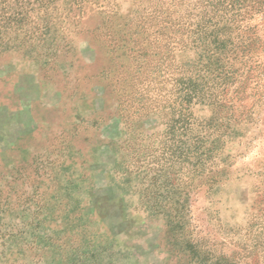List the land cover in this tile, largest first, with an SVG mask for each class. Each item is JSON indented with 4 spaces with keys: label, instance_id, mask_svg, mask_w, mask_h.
<instances>
[{
    "label": "rangeland",
    "instance_id": "374dc122",
    "mask_svg": "<svg viewBox=\"0 0 264 264\" xmlns=\"http://www.w3.org/2000/svg\"><path fill=\"white\" fill-rule=\"evenodd\" d=\"M17 3L3 0L0 19ZM204 3L193 0L184 55L199 91L195 114L209 121L202 176L174 153L158 116L123 128L100 77L114 63L87 34L72 27L67 39L42 42L45 24L31 12L29 35L8 50L14 35L4 30L0 264H264V0H245L226 32L237 49L225 79V52H215L212 34L203 45ZM113 5L126 13L133 0Z\"/></svg>",
    "mask_w": 264,
    "mask_h": 264
},
{
    "label": "trees",
    "instance_id": "16d2710c",
    "mask_svg": "<svg viewBox=\"0 0 264 264\" xmlns=\"http://www.w3.org/2000/svg\"><path fill=\"white\" fill-rule=\"evenodd\" d=\"M13 1L19 3L20 10L0 19L3 22L0 24V47L7 27L14 35L8 37V50L16 48L14 41L29 35L24 28L31 12L38 16L33 20L36 26L45 24L47 31L38 35H44L42 42L65 40L72 27L78 34H87L89 43L96 42L114 63L112 73L102 69L100 77L108 79L123 128L136 123L142 125L148 117L158 116L167 126V135H172L170 140H175L174 153L178 150L184 164L191 165L198 175L204 174L209 151V121L207 118L198 120L195 114L199 91L193 63L184 57L191 52L194 43L193 0H133V8L126 13L114 7V0ZM205 1L200 23L203 45L205 47L207 37L212 34L215 52L219 56L225 52L223 58L230 65L217 58V70L225 79L232 66L228 57L237 49L226 32L232 33L236 28L234 24L242 15L245 0L241 3L240 0H215L210 11L207 10L210 3ZM210 12L211 18L217 19L214 25L219 23L213 28L214 33L208 32ZM87 18H93L94 22L87 24ZM47 53L39 56L45 58ZM263 61H259V67ZM121 143L129 144L126 139Z\"/></svg>",
    "mask_w": 264,
    "mask_h": 264
}]
</instances>
